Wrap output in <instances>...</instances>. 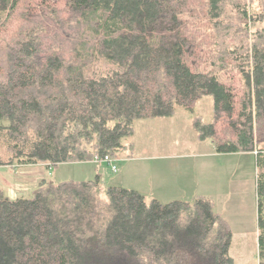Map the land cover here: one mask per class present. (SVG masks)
I'll use <instances>...</instances> for the list:
<instances>
[{
	"label": "trees",
	"instance_id": "trees-1",
	"mask_svg": "<svg viewBox=\"0 0 264 264\" xmlns=\"http://www.w3.org/2000/svg\"><path fill=\"white\" fill-rule=\"evenodd\" d=\"M204 96L198 139L263 166L264 0H0V166L116 158L135 119ZM258 195L264 264V171ZM232 237L206 195L147 201L99 173L0 189V264H237Z\"/></svg>",
	"mask_w": 264,
	"mask_h": 264
},
{
	"label": "rangeland",
	"instance_id": "rangeland-1",
	"mask_svg": "<svg viewBox=\"0 0 264 264\" xmlns=\"http://www.w3.org/2000/svg\"><path fill=\"white\" fill-rule=\"evenodd\" d=\"M211 106V97L204 96L192 111L177 105L170 117L135 119L133 136L123 139V143L133 146L114 159L117 171H113L107 162H64L42 167L44 179L85 180L99 173L103 184L129 183L144 191L147 201L159 196L161 202H167L171 197H193L194 194L185 193L178 185L182 175L189 176L198 193H212L215 209L232 221L234 234L230 253L236 263L259 264L258 179L264 165L258 164L257 155L253 153L206 155L210 152L211 141L198 139L191 120L194 115H201L203 120L209 121ZM211 152L215 153L213 148ZM125 160L128 162L123 167ZM30 166L33 165L0 166V189L9 199L34 195L42 180L32 184L33 173L29 171L33 167ZM161 172L165 178H170V191L163 196L158 194L155 185ZM232 184L233 193L228 199L224 198L223 188Z\"/></svg>",
	"mask_w": 264,
	"mask_h": 264
},
{
	"label": "crops",
	"instance_id": "crops-1",
	"mask_svg": "<svg viewBox=\"0 0 264 264\" xmlns=\"http://www.w3.org/2000/svg\"><path fill=\"white\" fill-rule=\"evenodd\" d=\"M211 141V139H209ZM211 149L213 148L214 149V146H213V142L211 141ZM127 144V143H125ZM211 149H210V152L207 153L206 155H209V156H214V157H220V156H225V155H239V154H244V153H251V152H235V153H218L215 151L214 152H211ZM126 151V150H124ZM253 154H255L253 152ZM119 157V155L117 156ZM116 157V158H117ZM124 159V158H123ZM132 160V159H131ZM130 161V159H129ZM128 162V160L126 161H123V167H126L124 165H126V163ZM90 163V162H89ZM33 166H30V167H33L32 170H30L29 172H32L33 173V176H31V180H32V184L35 185L37 183V180H44V177H45V173H44V170L42 169V167H45L46 165L44 163H37V164H32ZM47 167V166H46ZM170 181V178L166 176V178L164 177V175L162 174V172L159 174V180L156 179V190L158 192V194H160V196H163V194L169 192V188L168 186L170 185L169 183ZM174 182V181H173ZM235 181H233L234 183ZM119 186H124V187H129V188H134V189H137L138 191H140L143 195H144V191H142L139 187H135L134 185H129V183H118ZM178 185L183 189V191L187 194H194V195H206V196H209V197H212V193H204V192H201L197 191L196 189V184L193 183V181L190 179L189 176H186V175H182L181 178L178 180ZM232 189H234V186L232 184L231 187H225L223 188V196L224 198H229L230 194L233 193L232 192ZM193 195V196H194ZM145 197V196H144ZM157 199H161L159 196H156ZM173 199H181V198H178V197H173ZM172 197L168 200H173ZM227 220L230 222L231 224V227H232V232L234 234V227H233V223L230 219L227 218ZM244 228V226H243ZM246 233V232H245ZM233 238V237H232ZM234 258V257H233ZM235 260V259H234ZM236 262V261H235Z\"/></svg>",
	"mask_w": 264,
	"mask_h": 264
},
{
	"label": "built area",
	"instance_id": "built-area-1",
	"mask_svg": "<svg viewBox=\"0 0 264 264\" xmlns=\"http://www.w3.org/2000/svg\"><path fill=\"white\" fill-rule=\"evenodd\" d=\"M114 159L115 158L108 156V155L101 157V156L95 154L92 161L95 163L107 162L111 166V169L113 171H117V166L114 164Z\"/></svg>",
	"mask_w": 264,
	"mask_h": 264
}]
</instances>
